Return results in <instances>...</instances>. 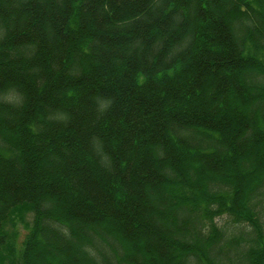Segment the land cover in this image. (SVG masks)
Wrapping results in <instances>:
<instances>
[{
  "label": "trees",
  "instance_id": "obj_1",
  "mask_svg": "<svg viewBox=\"0 0 264 264\" xmlns=\"http://www.w3.org/2000/svg\"><path fill=\"white\" fill-rule=\"evenodd\" d=\"M0 264H264V0H0Z\"/></svg>",
  "mask_w": 264,
  "mask_h": 264
},
{
  "label": "rangeland",
  "instance_id": "obj_2",
  "mask_svg": "<svg viewBox=\"0 0 264 264\" xmlns=\"http://www.w3.org/2000/svg\"><path fill=\"white\" fill-rule=\"evenodd\" d=\"M31 218V213L28 212L26 213V220H30ZM16 229H17V239H16V243L17 246L20 247L21 246V242L24 238V235L26 233V227L24 226V224L22 222H18L16 225Z\"/></svg>",
  "mask_w": 264,
  "mask_h": 264
}]
</instances>
